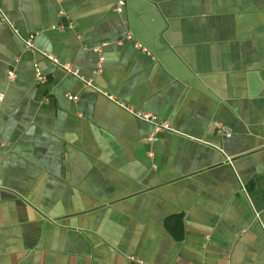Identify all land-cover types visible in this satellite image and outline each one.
Segmentation results:
<instances>
[{
	"label": "crops",
	"instance_id": "obj_1",
	"mask_svg": "<svg viewBox=\"0 0 264 264\" xmlns=\"http://www.w3.org/2000/svg\"><path fill=\"white\" fill-rule=\"evenodd\" d=\"M115 1L0 7L21 35L39 32L37 48L175 131L144 141L149 123L0 19V264H264V0H127L122 15ZM62 9L76 30L51 29ZM128 33L152 55L119 43Z\"/></svg>",
	"mask_w": 264,
	"mask_h": 264
},
{
	"label": "built area",
	"instance_id": "obj_2",
	"mask_svg": "<svg viewBox=\"0 0 264 264\" xmlns=\"http://www.w3.org/2000/svg\"><path fill=\"white\" fill-rule=\"evenodd\" d=\"M58 1L62 2V0H58ZM115 3L116 4L114 6V11L119 15L124 14L126 12L127 4H128L127 0H116ZM59 14H60L61 18L63 19V22L51 26V29H54V30L55 29L76 30V27H77L76 22L74 19H72V17L70 15H68L63 9L59 11ZM0 19L11 30V32H13V34L16 35L22 41L25 49H28L30 51H33L35 53L40 54L41 56L45 57L46 59H48L53 64L62 68L63 71L67 75H69V76L72 75V76H75L76 78H78L81 81L82 86L84 88L90 87V88L98 91L99 93H102L104 96H106L114 104L115 103L118 104L127 113L138 118L139 120H142V121L149 123L152 126V132L150 134H148L147 136H145L144 141L154 143L158 140V136L160 133L175 131V129L172 127V124L170 123L169 120L158 117L157 115H155L151 112H148V111L138 110L133 105L128 104V103L118 99L113 94H110L104 90L98 89L94 83V78L83 76L81 74L80 69L78 67H76L74 64L69 63V62H63L57 56L37 48L35 45V38L39 35V32L29 33L27 36L21 35L16 24L8 18V16L6 15V13L2 9V7H0ZM124 40H131L136 48L141 49V50L143 49L148 55H152L151 52L145 46L141 45L136 40H134L132 34L128 33L126 38L123 40H120L119 43L123 42ZM105 45H106V43H103V44L99 45V47L95 48V51L98 54V60H97L98 63H97V67L94 71V75H99L103 71L104 63H105L103 48ZM152 59L156 60L154 56H152ZM34 75L36 77V81L38 84L45 83L48 79V77H46V75L41 70L40 64L37 63L36 61L34 62ZM7 78H8L9 83H14V81L17 79L15 67H13V68L11 67L8 69ZM67 97L70 100H77L78 99V96L73 95V94L72 95L68 94ZM214 129H216V132H218L222 136H225L226 138H230L232 135V131L218 121H216V123H214ZM149 155L152 157L153 153H150ZM232 161H233V159L228 158L229 164H232ZM243 189L245 190V188H243ZM256 219L260 220V214L256 213ZM129 260L137 261L141 264H144L143 261H141L139 258H136V257H129Z\"/></svg>",
	"mask_w": 264,
	"mask_h": 264
}]
</instances>
